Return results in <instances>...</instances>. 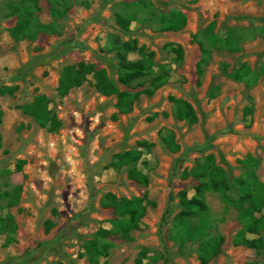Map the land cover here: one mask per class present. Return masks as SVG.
<instances>
[{
	"label": "rangeland",
	"instance_id": "1",
	"mask_svg": "<svg viewBox=\"0 0 264 264\" xmlns=\"http://www.w3.org/2000/svg\"><path fill=\"white\" fill-rule=\"evenodd\" d=\"M19 1L0 0V85L14 87L0 94V264H264V246L236 241L237 211L218 192H205L208 209L191 220L203 226L202 238L177 231L173 216L180 206L176 196L169 199L182 189L193 194L195 167L211 154L233 198L234 180L254 172L261 185L257 214L264 217V0H39L34 18L54 31L14 38L10 4ZM171 10L185 15L182 28L164 29L158 21ZM117 14L130 19L127 30ZM127 40L150 52L151 64L124 84L120 55L147 58L126 51ZM201 45L209 52L206 64L199 63ZM79 61L104 69L119 90L153 88L157 76L162 81L123 113L115 95L92 85L91 74L59 94L62 68ZM37 95L48 99L57 121L51 128L20 107ZM177 97L191 105L195 123L177 119ZM166 136L174 146L165 144ZM129 149L142 151L131 166L147 176L146 185L113 163L114 154ZM248 155L259 159L256 167L243 162ZM107 193L145 196L154 204L146 205L129 238L111 235L108 257L91 262L82 248L111 226ZM46 220L52 222L47 230ZM259 236L264 242V229ZM202 239L219 244L206 262L200 260Z\"/></svg>",
	"mask_w": 264,
	"mask_h": 264
},
{
	"label": "trees",
	"instance_id": "2",
	"mask_svg": "<svg viewBox=\"0 0 264 264\" xmlns=\"http://www.w3.org/2000/svg\"><path fill=\"white\" fill-rule=\"evenodd\" d=\"M39 0H20L18 4H10V13L16 16L15 24L10 28V34L14 38L25 36L34 38L37 32L49 33L54 31L50 24H43L37 21L34 17L35 11L40 10ZM55 10V9H53ZM117 22L120 26L127 30L130 19L128 17L117 14ZM164 29L177 30L182 28L186 22L185 15L179 10H171L168 13L161 14L158 18ZM35 28V30H33ZM229 40V39H228ZM123 46L126 51H138L142 56L147 57L143 60H127L124 55H120V63L118 70V80L124 84L139 78L144 75L145 70L150 67V55L142 46H137L135 41H125ZM178 56H181L182 49L179 45L173 48ZM208 50L201 45V58L199 63L206 64L208 59ZM198 75L202 73V69L198 66ZM91 74L93 78L92 85L101 93L105 95H115L116 102L114 106L119 112H129L132 110L133 103L144 92L148 95L153 93L154 88L162 81L160 76L151 80L153 88H144L141 91L129 92L126 90H119L114 82L107 76L104 69L96 68L95 65L79 61L75 64L66 65L62 68L57 91L63 95L67 93L68 89L75 86H80L87 75ZM14 87L8 85H0V94L13 92ZM48 99L45 95H37L29 103H23L20 107L25 114L33 117V119L41 126L56 125L55 116L47 108ZM175 105V116L177 119L185 120L189 123H195L197 116L191 105L182 99L173 98ZM3 112L0 108V123ZM168 146H174L172 137L166 136L163 138ZM146 146V144H142ZM141 149H129L114 154L113 163L116 166H127V176L142 185L148 183L147 176L137 168L131 166L136 161L141 159ZM252 168L256 167L259 159L248 155L244 160ZM194 177L197 183L192 186L193 194L188 196V191L185 189L179 190L175 195L170 194V200L175 196L178 198L179 211L173 216L174 227L177 231L182 233L184 237H201L203 226H193L192 219L204 214L207 211V204L204 200V194L207 191H216L219 193L222 201L230 206H233L237 211V221L240 225V230L237 233L236 241L245 244L248 247L260 249L264 246V242L259 236V233L264 229V217L258 215L259 206L261 205L260 195H257L258 188L261 186L254 172L251 170L250 175L241 176L234 180L238 188V196L233 198L229 195L230 189L229 181L225 175L224 170L214 164L213 156L211 154L204 157L203 161L199 163L194 170ZM107 201L106 207L112 209L113 218L111 219V226L108 228L98 229L91 239H88L83 244V252L89 261L98 262L100 257L107 258L111 244L109 237L118 233L124 239L129 238L131 229L139 228L140 219L145 213L146 205H153L154 202L143 197L131 198H117L113 194L107 193L105 195ZM166 209V212H168ZM207 223L206 218H202ZM52 222L45 221V229H49ZM246 234L256 235L255 237H248ZM200 246V260L206 262L209 258L215 255L218 251L219 244L215 241L202 239ZM17 263L20 261L17 260ZM248 264H256L249 262Z\"/></svg>",
	"mask_w": 264,
	"mask_h": 264
}]
</instances>
